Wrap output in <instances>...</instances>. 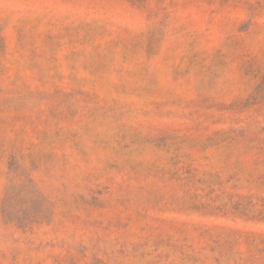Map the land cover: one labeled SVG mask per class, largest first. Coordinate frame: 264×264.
<instances>
[{"label":"rangeland","instance_id":"rangeland-1","mask_svg":"<svg viewBox=\"0 0 264 264\" xmlns=\"http://www.w3.org/2000/svg\"><path fill=\"white\" fill-rule=\"evenodd\" d=\"M0 264H264V0H0Z\"/></svg>","mask_w":264,"mask_h":264}]
</instances>
